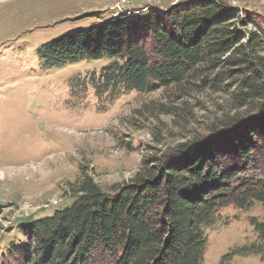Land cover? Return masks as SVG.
I'll return each mask as SVG.
<instances>
[{
    "label": "trees",
    "instance_id": "16d2710c",
    "mask_svg": "<svg viewBox=\"0 0 264 264\" xmlns=\"http://www.w3.org/2000/svg\"><path fill=\"white\" fill-rule=\"evenodd\" d=\"M139 18L123 16L55 38L41 49V58L52 65L113 58L97 85L102 93L210 89L227 93L234 112L208 126L206 134L145 156L136 174L110 193L84 171L70 184V205L21 224L25 237L2 253L7 259L23 264H203L207 236L202 224L224 207L264 203V163L257 156L264 152V28L215 0L173 10L172 32L149 13ZM250 24L256 29L248 30ZM131 25L145 27L152 40L112 38ZM175 107L166 111L176 114ZM253 223L264 237V223Z\"/></svg>",
    "mask_w": 264,
    "mask_h": 264
},
{
    "label": "rangeland",
    "instance_id": "374dc122",
    "mask_svg": "<svg viewBox=\"0 0 264 264\" xmlns=\"http://www.w3.org/2000/svg\"><path fill=\"white\" fill-rule=\"evenodd\" d=\"M200 1L0 0V258H6L0 263L23 264L2 253L25 237L22 223L70 205V184L84 171L110 193L136 174L145 156L206 134L208 126L234 112L227 93L210 89L102 93L97 85L115 59L52 65L41 58L44 45L77 30L123 16L138 20L147 13L172 32L171 12ZM215 1L238 8L241 17L252 16L264 28V0ZM247 28L256 29L255 24ZM121 34L146 42L153 35L131 25L112 38ZM175 106L176 114L166 111ZM253 220L264 223L263 202L224 207L203 223V264H264V237Z\"/></svg>",
    "mask_w": 264,
    "mask_h": 264
}]
</instances>
